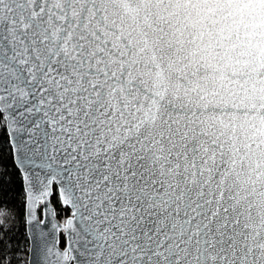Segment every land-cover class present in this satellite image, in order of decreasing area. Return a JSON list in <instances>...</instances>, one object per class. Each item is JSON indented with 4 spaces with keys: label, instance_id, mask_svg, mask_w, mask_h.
Masks as SVG:
<instances>
[{
    "label": "snow or ice",
    "instance_id": "obj_1",
    "mask_svg": "<svg viewBox=\"0 0 264 264\" xmlns=\"http://www.w3.org/2000/svg\"><path fill=\"white\" fill-rule=\"evenodd\" d=\"M22 252L264 264V0H0V264Z\"/></svg>",
    "mask_w": 264,
    "mask_h": 264
},
{
    "label": "trees",
    "instance_id": "obj_2",
    "mask_svg": "<svg viewBox=\"0 0 264 264\" xmlns=\"http://www.w3.org/2000/svg\"><path fill=\"white\" fill-rule=\"evenodd\" d=\"M21 231H23V229H21ZM20 243H21V246H22V248H23L25 242L23 241L22 238H21ZM20 259H21V261L23 262V264H26L27 254H26L25 252H22L21 255H20Z\"/></svg>",
    "mask_w": 264,
    "mask_h": 264
},
{
    "label": "water",
    "instance_id": "obj_3",
    "mask_svg": "<svg viewBox=\"0 0 264 264\" xmlns=\"http://www.w3.org/2000/svg\"><path fill=\"white\" fill-rule=\"evenodd\" d=\"M26 264H29V256L27 255Z\"/></svg>",
    "mask_w": 264,
    "mask_h": 264
}]
</instances>
